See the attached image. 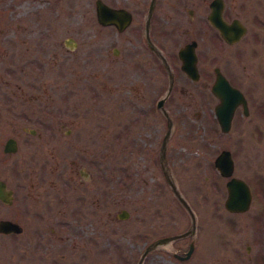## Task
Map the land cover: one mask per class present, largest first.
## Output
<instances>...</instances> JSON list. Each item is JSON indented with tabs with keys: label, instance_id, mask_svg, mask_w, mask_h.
Masks as SVG:
<instances>
[{
	"label": "rangeland",
	"instance_id": "rangeland-1",
	"mask_svg": "<svg viewBox=\"0 0 264 264\" xmlns=\"http://www.w3.org/2000/svg\"><path fill=\"white\" fill-rule=\"evenodd\" d=\"M125 35L96 23L92 0H0V86L12 91L14 112L13 124L4 128L17 131L27 123L21 116L44 119L42 146L33 163L46 171L41 204L44 213L81 215L76 222V264H135L140 240L157 233L151 215L172 214L173 231L184 229L190 220L158 165L162 117L154 125L133 124L129 133L120 135L123 116L120 120L119 113L124 106L118 88L119 60ZM211 128L212 124L176 122L167 141L172 176L195 214L194 255L181 262L168 256L162 260L150 252L143 264H198L201 250L207 253L205 264H226L239 260L233 247L245 244L251 247V255L258 246L264 252V236L260 241L255 222L245 227L249 213L234 218L244 227L225 226L228 213L220 204L225 189L212 166L220 141ZM120 209H126L128 216L117 217ZM217 212L223 216L221 226L214 217ZM104 213L108 217L103 218ZM92 214L99 215L93 224L104 229L94 246L86 242ZM138 230L144 231L143 237H137ZM23 236L17 235L15 245L0 237V264L39 262L40 250L22 243ZM246 264L257 263L252 258Z\"/></svg>",
	"mask_w": 264,
	"mask_h": 264
},
{
	"label": "flooded vegetation",
	"instance_id": "flooded-vegetation-1",
	"mask_svg": "<svg viewBox=\"0 0 264 264\" xmlns=\"http://www.w3.org/2000/svg\"><path fill=\"white\" fill-rule=\"evenodd\" d=\"M100 1L113 8H122L130 16L122 30H117L113 24H100L95 18L100 26L128 34L123 37V53L119 60L118 88L125 108L119 113L120 120L123 116L120 135L129 133L133 124L154 125L158 117H162L164 130L158 155L165 138V160L170 169L167 141L172 126L176 122L183 126L212 124L211 131L220 141L212 166L225 194L226 182L232 177L244 182L250 193L247 208L240 211L228 210L224 206V195L220 204L228 213L225 226L242 228L244 222L240 224L234 218L249 213L251 217L245 227L253 220L261 241L264 236V0ZM95 2L92 0L94 16ZM111 51L118 53L116 47ZM12 98V91L0 86V135L7 133L0 142V220L16 223L19 230L0 231V237H8L15 245L17 235L23 233L22 243L41 252L37 264H76V222L81 215L44 213L45 204H41V201L45 202L41 186L46 171L45 167L33 163L42 146L39 139L44 119L21 116L19 119L27 120V123L12 131ZM168 123L169 133L166 135ZM222 151H226L231 160L228 176L222 175L213 164L214 158ZM158 165L163 175L159 157ZM80 173L88 178L82 169ZM17 203L20 207H14ZM47 207L49 209L50 205ZM121 210L117 217L128 216V212L120 214ZM94 216L99 215H88L86 230V242L91 246L98 244V238L104 234L103 226L93 224ZM101 216L108 217V213ZM171 216L159 211L151 215L155 218L151 226L157 233L148 240H140L138 258L151 242L188 229L190 222L182 230H170L175 223L169 219ZM214 217L221 226V213L217 212ZM80 228L84 233L83 227ZM196 229L195 221L194 236L184 234L157 243L145 253L140 264L150 252L160 255L162 260L167 256L175 261L189 260L194 255ZM143 234L144 231L138 230L137 237H143ZM250 241L255 244L254 240ZM106 243L111 245L108 240ZM191 245V251L185 257ZM233 249L239 260L233 259L226 264H246L252 258L257 264H264V252L259 251V246L254 255L250 254L248 244ZM104 252L102 250V254ZM48 253L52 255L48 257ZM117 255L122 258L121 252ZM206 256L207 253L201 250L197 256L198 264H205ZM214 259L219 261V253H214ZM241 259H244L242 263Z\"/></svg>",
	"mask_w": 264,
	"mask_h": 264
},
{
	"label": "water",
	"instance_id": "water-1",
	"mask_svg": "<svg viewBox=\"0 0 264 264\" xmlns=\"http://www.w3.org/2000/svg\"><path fill=\"white\" fill-rule=\"evenodd\" d=\"M95 18L96 21L100 24H113L117 30H122L125 25L130 20L129 13L122 8H113L105 3H103L100 0H96L95 2ZM65 42L74 44L72 42L71 38H66ZM182 66L185 68V61L183 60ZM169 123H168V129L166 132V135L169 133ZM165 140V138H164ZM164 140L161 143V147L159 150V163L163 172V176L165 178V181L172 192L175 199L182 205V207L186 210L187 214L190 217V224L186 231L183 233L173 235L171 237H164L160 238L158 240H155L148 244L141 255L139 256L137 263L140 264L143 256L145 253L152 249L157 243L162 242L165 243L168 240L176 237L183 236L184 234H190L194 235V229H195V216L193 213V210L191 209L190 205L178 189L174 178L172 176L171 170L168 168L165 160V153H164ZM213 164L215 167H218L221 171V174L224 176H228L231 173V160L228 157V154L226 151H222L221 154L217 155L214 158ZM250 200V193L249 190L244 182L237 178H230L226 182V196L224 200V206L231 211H240L247 208L248 203ZM120 214H127V211L125 209L121 210ZM18 231L19 227L16 223L11 222L9 220H0V231L8 232V231ZM192 248V245L189 247L187 253L185 254V257L188 256Z\"/></svg>",
	"mask_w": 264,
	"mask_h": 264
}]
</instances>
